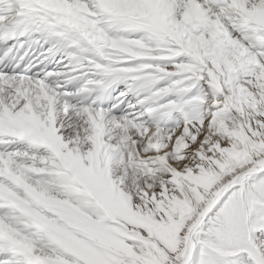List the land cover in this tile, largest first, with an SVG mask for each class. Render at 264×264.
Instances as JSON below:
<instances>
[{"label": "snow or ice", "instance_id": "obj_1", "mask_svg": "<svg viewBox=\"0 0 264 264\" xmlns=\"http://www.w3.org/2000/svg\"><path fill=\"white\" fill-rule=\"evenodd\" d=\"M0 264H264V0H0Z\"/></svg>", "mask_w": 264, "mask_h": 264}]
</instances>
